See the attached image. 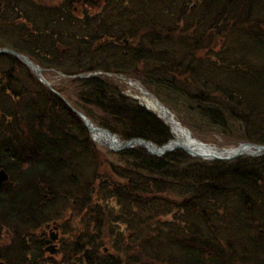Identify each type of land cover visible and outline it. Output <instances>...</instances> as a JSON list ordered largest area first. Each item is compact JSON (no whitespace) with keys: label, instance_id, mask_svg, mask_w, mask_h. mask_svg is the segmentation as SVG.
Masks as SVG:
<instances>
[{"label":"trees","instance_id":"16d2710c","mask_svg":"<svg viewBox=\"0 0 264 264\" xmlns=\"http://www.w3.org/2000/svg\"><path fill=\"white\" fill-rule=\"evenodd\" d=\"M133 1L115 0L124 5ZM138 1L152 4L150 9L144 6L142 11H136L132 20L138 25L122 27L120 35L110 38L108 33L93 34L92 39L84 41L85 45L76 52L77 68L63 70L55 66L57 64L45 63L37 53L34 55L29 50L7 46L25 51L40 65L67 75L96 70L132 75L162 101L161 90H169L177 95L194 84L188 82L189 78L186 81L187 77L184 76L200 70L204 63L201 53H204L203 58L215 53L221 42L226 43L234 36L239 37L240 33L256 30L258 33L249 34L257 38L264 49V15L258 12L264 0ZM4 2L7 4V0ZM125 11L124 14L128 15ZM1 16L3 14H0V19ZM15 23V20H10L3 23V27L12 28ZM198 28L202 31H198ZM126 37L133 43L125 44ZM122 42L125 49L122 50L121 60L114 52L117 49H112V54L106 57L96 47L102 43L104 47L110 44L115 48L117 43L119 45ZM176 42H180L185 51L178 54ZM30 45L40 46L32 41ZM129 56L133 65L130 70L124 65L128 62L124 58ZM0 57L7 59L10 64L3 69V80L0 81L1 166L9 171L11 181L16 184L5 187L6 190L10 189L9 205H13L14 196H17L20 188L28 192L24 203L19 199L20 205H24L26 210L27 204L35 202L44 188L50 197L47 203L52 205L63 201L64 207L71 210L70 219L79 218L84 225L78 235L80 239L89 238L82 241L79 247L75 243L77 253L81 254V264H108L112 257L115 263L122 261L115 255L110 256V252L101 250L102 244L106 245L110 235L115 233L114 222L127 223L128 227L136 228V232L142 228L140 223H145L150 229L146 240H159L165 235L163 229H153L156 223H161L160 218L157 220L156 217L175 209L190 212L188 215L202 212L204 224L208 225V228H204L193 222L179 239L182 245L192 247V252L185 259L186 264H228L232 256H237L235 243L244 244L240 246L244 253H247V244H250L248 253L256 258L255 264H264V231L257 228L264 227V223L261 226L255 224L264 214V155L205 161L193 158L184 150L176 149L157 156L136 147L123 152L131 157L130 161L119 164L113 160L106 168L100 165L102 153L91 142L84 121L73 107L86 113L98 125L114 132L127 127L122 134L128 139L142 137L161 145L172 138L170 126L157 113L129 96L122 84L113 77L102 74L75 79L74 83L79 86L75 92L82 100L79 103L72 97L74 90L47 87L26 65L28 72L25 82H22L19 68L24 62L10 52H1ZM213 59V55L208 59L211 71L217 68L213 67L217 65ZM249 60V64L238 59L237 63L227 66L220 63L219 67H225L223 72L226 74L238 69L245 71L247 67V70L255 68L259 70L258 74L263 75L264 66L250 67L254 65L251 61H255L252 58ZM99 63L107 66L97 65ZM228 74L227 77L232 80L229 79L225 87L218 82L216 90L211 89L205 91L204 96H196L206 123L219 124L227 130L230 120L240 118L242 124L246 123L249 127L250 114L264 120V102L244 97L239 91L238 81ZM15 82L23 85L18 89ZM217 91L226 93L228 105L214 94ZM9 98L13 101L11 104H8ZM242 104L246 105L243 109ZM88 105L100 109L103 116L93 115L86 109ZM245 109H249V113L245 114ZM256 134L259 135L254 140L264 143V131L257 130ZM246 135H249V130ZM238 139L242 140L243 137L237 135L234 141ZM83 151H87V157H90L87 163L79 159ZM110 172H113V177ZM114 174L122 177L123 182L112 181L115 179ZM104 176L107 178L104 179ZM167 192L177 193L180 199L163 194ZM110 199H115L120 205L119 212L100 202ZM215 216H219V225L214 221ZM218 226L226 231L229 239L221 237ZM131 239V235L127 242L121 238L119 247L125 250L119 253L137 254L135 257L131 255L133 259L130 264L159 263V257L146 255L139 244L132 249L135 245L128 241Z\"/></svg>","mask_w":264,"mask_h":264},{"label":"rangeland","instance_id":"374dc122","mask_svg":"<svg viewBox=\"0 0 264 264\" xmlns=\"http://www.w3.org/2000/svg\"><path fill=\"white\" fill-rule=\"evenodd\" d=\"M74 3L76 4V9L73 8V5L72 7L68 6L67 9H64L62 11V14L61 12H57L56 10L64 8L65 6L64 0H18L17 5H11L8 7L7 5L4 4L2 9L3 16H1L0 19V23H2L0 24V46L3 45V47H8L7 45H9L16 49L17 47H19L23 50H27V51L29 50L34 55L38 54L37 56L39 58L41 56L45 63L57 64L55 66L68 71L70 69L79 67V63L76 61V52L79 47L82 48L83 45H85L84 41H87L90 38L92 39L93 34H96L97 32L108 33L109 38L114 37V35H120L122 31V27L129 25H138V23L136 24L132 20L133 17L136 15V11H142V8H144V6L146 9H150L152 7V4L144 3L143 1H138V0L137 1L134 0L133 2H130L127 5H124L122 2H115V0H74ZM52 5H58V7L54 9L52 8ZM125 6H127L128 8H126ZM125 10H127L128 15L124 14L126 13ZM258 12H261V15H264V2L260 6V10H258ZM199 16L200 13L197 14V18H199ZM122 17H124L123 20ZM10 20H15L16 22L15 24L12 25L13 27L12 28L3 27V23H7ZM205 26L207 27L208 23H206ZM198 31H202V29L198 28ZM249 33H258V32L256 30H251L249 31ZM249 33H247L246 31L240 33L239 37L238 35L236 37L234 36L231 40H228L226 43L221 42L220 46H218L217 48V51L215 53L213 52L207 54L205 58H203L204 53L202 52L200 55V57L204 59L202 68L197 72H190L191 75L189 76L188 74L184 76L187 77L186 81L189 78L188 82H194V84L189 86L187 89L183 90L184 92H178L177 95H175L173 92L169 90H161V98L163 99V101L159 99L153 91L148 90L140 82V80L134 79V81L139 82L148 91L153 93V95L157 99H159L166 107H168L175 114L176 119L178 121H180L184 126L189 128L198 139H200L205 143L211 145H217L219 147H235L237 146L238 143L243 141H250L258 144H264V143L256 142V140H254V138H257V135H259L256 134L257 130L264 131V120L260 116H256L255 114H250L248 118L250 119L249 120L250 122L248 121L249 127H247L246 123L242 124L243 120L241 118L239 120H235V119L230 120L229 121L230 128L225 130L222 127H220L219 124L206 123V121L203 118V114L200 111L201 105L198 104L196 99V96H204L205 91L211 89L216 90L215 87H217L216 83L218 82L223 87H225L229 83L227 81L231 78L227 77L228 73L226 74L223 72L225 67H222L223 69L219 67L220 63H225L226 64L225 66H227L228 64L237 63V60L240 59L242 62L249 64L250 61L249 58H252L256 63L251 61V63L254 65H251L250 67L256 66L257 68L264 66V64L261 63L264 62V49L262 48L263 46L260 44V42L257 41V38H254L252 34ZM35 36H39L40 38L36 39ZM123 37L124 36H122V38ZM19 39H23V40L21 42H17L19 41ZM125 39H128L127 42L125 41L126 42L125 44L133 43L132 40L129 39L128 37H126ZM28 40L30 41L28 42ZM31 41L35 44H40L39 48L37 45H35V47L30 45ZM106 46L107 47H104L102 43H99L96 47L102 50L101 52H104L105 53L104 56L106 57H109L112 54V49L113 51L114 49H117V51L114 52L118 56V59L121 60L123 58L121 57L122 50L125 49V45L123 44V42L121 44L119 43V45L117 43V46L115 48L113 47V45L111 46L110 44H106ZM175 46H177L176 48L178 50V54L185 51V48L183 49V46L180 44V42H176ZM21 53L26 54L25 51H21ZM212 55L213 58H215L213 60L217 62V65L213 67H217V68L211 71L209 67L208 59ZM62 56L63 58H61ZM220 59L222 60L220 61ZM124 60L128 61L125 62L124 64L125 66H128L127 69L128 70L133 69V65H131L132 62L130 56L129 58H124ZM25 65L28 66L26 63H24V65L21 64V67L19 68V74H20L19 78L22 82H25L26 74L28 72ZM97 65L107 66V64L105 63H99ZM9 66H10L9 61H7V59H2L0 57V81L3 80V74H2L3 69L8 68ZM39 66L42 68L43 74L50 81L52 87H66L68 89L74 90L72 94L73 99L76 101L78 100L79 103H82V100L79 99V94L75 92V89L78 88L79 90V86L77 83H74L75 79L82 77L80 74L81 72L72 75H67L64 73H60V71L50 67H44L40 64ZM246 68L247 67H245V71L241 69H238L237 71H231L229 72L228 76H231L232 78H235L233 80L238 81L239 91L243 94L244 97L255 99L258 102L259 101L264 102V74L263 75L258 74L259 70H256L255 68L251 70H247ZM220 69H222V71ZM246 70L251 72L247 73ZM77 71H79V69ZM104 75L113 77L116 80H118L122 84L123 89L129 96L137 99L140 104L146 106L148 109L154 111L160 116V113L156 109H153L151 107L150 100L145 95H143L138 88L131 85L128 80L124 79L125 76L133 79V77H131L132 75L131 76L125 74H124L125 76L119 74L116 75V73H112V72ZM15 85L19 89L21 88L23 83L15 82ZM214 94L219 95V98H222L225 101V105H228L229 102L227 101L228 97L225 95L226 93L217 91ZM186 95L188 100L186 98ZM12 102H13L12 99L9 98L8 104H11ZM245 106L246 105L242 104L241 108L243 109ZM86 109L88 111H91V113L95 116L97 115L103 116V113L99 111L100 109L97 110L92 105H88ZM243 111L245 114L249 113V109H245ZM261 123L263 124L259 125ZM96 125L98 124L96 123ZM168 125L170 126V124ZM189 126L192 128H190ZM236 128L238 130H236ZM86 129H87V135L90 138L91 142L95 144L97 147H99L102 153L101 161L103 162V165L106 168L107 167L109 168V164L113 160L117 161V163L119 164H124L131 160V157L129 155L123 154V152L127 151L128 148L121 149L115 152L111 148L107 146H102L97 141H94L89 129L87 127ZM127 129H128L127 127H121L119 132H114L110 129L109 130L117 134L121 140H127L128 138L124 137L125 134H122V131L123 130L126 131ZM248 130H249V135H246V132ZM170 131H172L171 126H170ZM237 135L239 137H243V139L242 140L238 139L237 141L236 140L234 141ZM172 138H174L173 134H172ZM233 142L234 144H231ZM176 149L182 151L184 150L182 148H176ZM176 149L172 151H176ZM2 157L3 154L2 151H0V167H2L1 166V162L3 160ZM89 158L90 157H87V151H83L79 157L80 161L82 160L86 163L87 160H90ZM193 158L205 160L201 157H193ZM235 158L237 157H234L229 160H233ZM205 161H211V160H205ZM92 167L93 166H91V168ZM123 180L124 179L122 177L115 175V179H113L112 181L123 182ZM21 189L22 188L19 189L17 196L14 197L22 199L24 203V201L28 198V192ZM163 194L170 196L171 198L180 199V196L175 192L172 193L167 192ZM100 202L107 204L111 208H114L116 212H119L120 210V205H118L115 199H110L108 201H100ZM51 206L52 207L49 212L50 214L53 215V217L57 219H62L63 217L69 216V214L71 213V210L64 207L63 201L52 204ZM8 210H10V208ZM254 211L257 212L256 210ZM189 213L190 212H184L182 209L181 210L175 209L169 212L168 214L158 215L156 218L157 220L160 218L161 223L160 224L156 223V226L153 229L155 231H157V229L160 230L163 229V234L165 235V237H162L159 240L153 239V241L146 240L147 232H149L150 229L148 230V227L145 223L144 224L140 223L142 228H140V231L136 232V228L132 229L130 226L128 227L127 223L118 222V221L114 222L113 226L115 233L110 235L106 245H103L104 243L102 244L101 250H103V246H105L109 248V252L111 254L110 256L115 255L122 260L121 261L122 263L130 264L131 259H133V257H135V255L137 254L132 253L131 254L133 256L132 257L131 255L119 253L121 251L125 252V250H120L119 247L120 244L122 243L121 238L123 240H126L127 242V238H129V236L131 235L132 239L128 241H130L131 243H133V245H135L133 246L132 249L140 245L141 251L146 253V255L148 254V256L150 257L151 256L159 257L158 258L159 263L157 264H186L185 259H187L186 257H188L189 255L188 253L192 252L191 246L182 245L180 243L182 236L186 234L185 232L186 229L189 230V226L192 225L193 222H197L204 228H208V225H205L203 221L204 213L194 212L188 215ZM214 218H215L214 221L217 223V225H219V221H220L219 216H215ZM72 221L74 223L72 222L67 227L69 230L72 231L73 225H75L74 230H76V232L73 233V236L74 235L78 236L79 233L82 231V228H84V225H82V221H80L79 218L74 217ZM258 222H255V224L256 225L260 224V226L262 223H264V214L260 215V220H258ZM11 225H12L11 220L9 219V226ZM136 226H139V224H137ZM257 228L260 229L259 226ZM217 230L220 231L221 237L224 236L226 238L224 240L229 239L228 235H226L227 234L226 231H223L222 227H220ZM152 231L153 230H151V232ZM68 236L72 237L70 235ZM77 239L81 240L78 237L76 238L73 237L71 240L67 239V241L71 245L75 246V240ZM85 240H89V238L85 237L81 241H85ZM240 246H244V244L241 243L234 244V247L238 253H236L237 254L236 257L232 256L228 264H255L256 258L252 257L248 253L250 244H247L248 247L247 253H244L243 248H241ZM227 247L228 246L226 245V248ZM78 254L79 253H77V255ZM241 257L244 258L243 261ZM79 261L81 264V259Z\"/></svg>","mask_w":264,"mask_h":264},{"label":"flooded vegetation","instance_id":"af4514ba","mask_svg":"<svg viewBox=\"0 0 264 264\" xmlns=\"http://www.w3.org/2000/svg\"><path fill=\"white\" fill-rule=\"evenodd\" d=\"M17 1L7 0L6 4L4 0H0V14H2L4 4L7 7L17 5ZM64 2V8L56 10L57 12L62 14L64 9H67L68 6L72 7V5L76 9L74 0H64ZM57 7L58 5H52L54 9ZM101 165H103L102 161ZM7 172L9 179L0 182V264H80L81 254L77 255L76 247L67 241L73 237L80 238L73 236V233L76 232L75 225H73L72 231L67 227L73 222L70 219V214L62 219H57L50 214L52 206L47 203L50 197L45 188L35 202L27 204V210L24 205H20L19 198L14 197L13 205H9L10 189L6 190L5 187L8 184H16L11 181L8 170ZM110 174L113 177V172ZM103 178L106 179L107 176ZM43 184L47 186V184ZM9 208L10 210H8ZM9 219L12 227L9 226ZM75 243L79 247L82 241L77 239ZM103 252H109L105 246ZM108 264L127 263H115L112 257Z\"/></svg>","mask_w":264,"mask_h":264},{"label":"water","instance_id":"95a60500","mask_svg":"<svg viewBox=\"0 0 264 264\" xmlns=\"http://www.w3.org/2000/svg\"><path fill=\"white\" fill-rule=\"evenodd\" d=\"M126 41H128V40L126 39ZM0 52H10V53L20 57L25 63H27L31 67V69L34 71V73L40 78V80L43 83H45L46 85L51 87L49 80L42 73V69L28 55L21 53V52H18L16 50H14L12 48H8V47L0 48ZM91 74H96V72H94V73L91 72L88 75H91ZM82 75H84V74H82ZM76 112L83 119L86 127H88V129L92 133V136H93L95 141H98V140L94 137L93 133L97 132V131L99 132L100 130L106 131V132L112 134L113 136H116V134L112 133L109 129L95 125L93 123V121L83 112L78 111V110H76ZM100 143L104 144L103 142H100ZM200 143L206 145V143H204V142L200 141ZM246 145H250V146H253L256 148V151L254 153H252V156L264 154V144H257V143H252V142H242L239 144V146L234 148L238 151L236 153H234L233 155L211 157V158L206 157L205 159H232L234 157H237L239 155L244 154L242 149ZM109 146L113 150H121V149L129 148V147L140 146V147H144L149 153L154 154V155H158V156H161V155H163V154L167 153L168 151H171L175 148H182L192 156H201L199 153H197L194 150L193 147L186 146L183 143H181L175 139H171L162 145H158V144H156L150 140H147L145 138L136 137V138H131L129 140L124 141L121 146H118L117 144H115L114 141L110 142ZM8 178H9V174L6 172V170L0 169V182L6 181Z\"/></svg>","mask_w":264,"mask_h":264},{"label":"bare ground","instance_id":"6f19581e","mask_svg":"<svg viewBox=\"0 0 264 264\" xmlns=\"http://www.w3.org/2000/svg\"><path fill=\"white\" fill-rule=\"evenodd\" d=\"M130 84L138 88L143 95H145L150 100V105L153 109H156L160 115L168 122L171 126V130L174 136V139L183 143L186 146L193 147L194 150L199 153L202 157H220L233 155L238 150L233 149V147H219L217 145H204L200 143V140L193 135L192 131L178 122L176 117L172 114L170 109L166 107L163 103L159 102L158 99L146 88H144L137 81H130ZM94 137L99 141L105 144H109L114 141L115 144L120 145L122 141L112 134L100 130L99 132L93 133ZM244 154L252 155L256 151V148L250 145H246L242 149Z\"/></svg>","mask_w":264,"mask_h":264}]
</instances>
